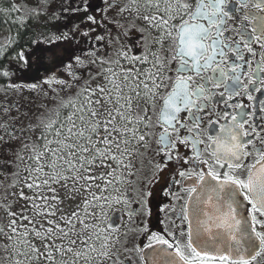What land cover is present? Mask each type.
I'll use <instances>...</instances> for the list:
<instances>
[{
	"label": "snow or ice",
	"instance_id": "6c2138e0",
	"mask_svg": "<svg viewBox=\"0 0 264 264\" xmlns=\"http://www.w3.org/2000/svg\"><path fill=\"white\" fill-rule=\"evenodd\" d=\"M0 18V264H264V0Z\"/></svg>",
	"mask_w": 264,
	"mask_h": 264
},
{
	"label": "flooded vegetation",
	"instance_id": "af4514ba",
	"mask_svg": "<svg viewBox=\"0 0 264 264\" xmlns=\"http://www.w3.org/2000/svg\"><path fill=\"white\" fill-rule=\"evenodd\" d=\"M99 0H94V3H98ZM64 19L62 21H60L61 26H66V28H71L75 23H77V19H76V14L74 13H64ZM0 20H2V18H0ZM8 33L7 31H5V26L3 23H0V36H6ZM56 46L54 45L53 48H55ZM25 79H27V77L24 76ZM27 94V93H26ZM29 95V94H28ZM164 178L161 179V185L164 184ZM160 201L159 199L153 201V208L155 210L157 204H159ZM160 218L162 219V215L160 216ZM152 223L155 225L154 230H162L163 225H160L158 223L155 222V220L152 221Z\"/></svg>",
	"mask_w": 264,
	"mask_h": 264
},
{
	"label": "rangeland",
	"instance_id": "374dc122",
	"mask_svg": "<svg viewBox=\"0 0 264 264\" xmlns=\"http://www.w3.org/2000/svg\"><path fill=\"white\" fill-rule=\"evenodd\" d=\"M57 51L59 52V50H57ZM17 79L18 80H24L25 78H24L23 74H21V76L17 77ZM25 96H27V99H24L23 97H21L20 98V102L22 104H24L25 106H27L28 103L32 100V96H31V94H29V95L28 94H25Z\"/></svg>",
	"mask_w": 264,
	"mask_h": 264
}]
</instances>
